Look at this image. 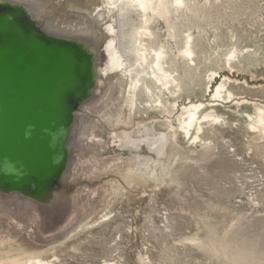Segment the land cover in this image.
Returning a JSON list of instances; mask_svg holds the SVG:
<instances>
[{
	"label": "rangeland",
	"instance_id": "rangeland-1",
	"mask_svg": "<svg viewBox=\"0 0 264 264\" xmlns=\"http://www.w3.org/2000/svg\"><path fill=\"white\" fill-rule=\"evenodd\" d=\"M169 7L170 15L156 11L146 23L140 9L123 6L118 33L129 63L137 65L132 81L147 78L148 63L141 60L146 47L151 59L163 52L176 58L165 65L179 81L177 101L166 96L176 109L170 118L175 138L164 140L162 155L146 146L155 131L167 132L162 123L168 116L145 105L142 83L137 110L131 108V86L120 120L104 133H89L101 149L80 177L83 214L94 204L101 209L47 250L33 253L26 239H15L2 225L0 245L6 238L10 247L30 252L20 258L33 254L50 264H264V127L258 124L264 109V0H186L177 12ZM146 25L153 35L145 36ZM189 46L195 52L190 61L184 58ZM221 84V96H213ZM154 92L163 97L159 86ZM191 101L203 102L199 115L207 116L201 130L193 126L188 134L182 112ZM100 132L122 148L110 147Z\"/></svg>",
	"mask_w": 264,
	"mask_h": 264
},
{
	"label": "water",
	"instance_id": "water-1",
	"mask_svg": "<svg viewBox=\"0 0 264 264\" xmlns=\"http://www.w3.org/2000/svg\"><path fill=\"white\" fill-rule=\"evenodd\" d=\"M44 18L28 2L0 0V192L59 223L69 203L54 194L81 146L69 140L77 108L105 88L103 48L51 32Z\"/></svg>",
	"mask_w": 264,
	"mask_h": 264
},
{
	"label": "bare ground",
	"instance_id": "bare-ground-1",
	"mask_svg": "<svg viewBox=\"0 0 264 264\" xmlns=\"http://www.w3.org/2000/svg\"><path fill=\"white\" fill-rule=\"evenodd\" d=\"M22 1L30 3V5L35 10H39L45 14L44 19L45 21L47 19V22L44 23V26L50 29L51 32L66 36L85 37L89 40L93 39L92 41L94 43L98 45L100 44V46L103 48L102 56L100 58V65L101 68L103 67L102 70L104 71L102 78L105 83V88L95 94L92 99L83 102L77 108V121L69 137V140L71 139L73 141L74 138V142L71 143L72 148L76 146L78 142V144L81 146L80 148L78 146L76 149V158L69 165L68 177H66V179L64 178L65 189L63 188V191L66 193V195L60 190V192L56 191L54 194L55 198L57 197L63 198L65 201L67 200L69 203V212L66 214L62 213L60 216L62 220L59 223H55L51 221V216L50 220H45L42 218L41 213H43L42 211L45 210L40 208V212V209L36 207L30 199L10 195L8 196L0 192V225L6 226V228L10 227L16 237L15 239H26L28 242V248H25L32 250V252H37L38 250H47V247H52L53 245L58 244L66 238L72 236L75 232H77V230L81 229L87 222H89L93 212H98L101 209L100 205L94 204L91 213H88L85 216L83 214V210L85 209L83 208V206H85V199L83 198L82 189L80 186V177L85 170L90 157L95 152H97L98 149H101L100 144L97 146V141H95L89 133L90 130L92 132V130L95 128L99 131L102 130L104 133L106 126L110 127L111 123L115 122V119H119L122 116L121 109L123 108V103L126 100V96L129 95L130 88H134L133 91L130 92V100L131 108H134L135 111L137 110L135 108L137 106V99L141 93L147 98V103H145V105L147 104V106L154 108L158 112L162 113L163 116H168L166 122L162 123L169 128L167 132L155 131L151 140H149L150 137H148L147 141L145 140L146 146L151 147L152 151H156L158 154L162 155L165 148L164 140L170 137L172 139L175 138V135L177 134V126H174V123L170 118L173 116L176 109L174 107V103L171 102V100L166 96L170 94L172 97H176L175 100L177 101V84L179 81L177 74L173 73V71L168 69V66L166 67L165 65L169 64L170 61L173 63V61H176V58H172L170 55H167L163 52L162 56L156 55L155 58L151 59L152 56H150L151 53L149 52L151 49L146 47L144 52H142L141 60H144L148 63L149 69L147 70V78H136L135 81H132V67L137 65L136 63L135 65L129 63L125 55V48L123 50L122 41L121 38H119L118 33L121 19H119V16H124V14H121L123 6L129 8L136 7L144 13V16H146V23H150V13L154 14L153 12L158 11V13L161 15L166 13L170 15L172 12L169 7L170 5L173 4L174 11L177 12V5L183 6L186 3V0H174L170 5L167 4V0ZM147 25L143 29V31H146V34L143 31L142 32L145 34V36L147 34L153 35L152 29ZM138 33L140 32L138 31ZM190 38H192L191 34ZM138 42L140 43V41ZM130 49L131 48L129 47V50ZM185 52L187 54L184 55L185 59L189 61L194 60L193 55L195 52L192 46L186 48ZM167 58H169L168 61H165ZM144 61H141L140 63H144ZM139 84L142 86V92L140 93H138ZM157 86H159L163 92V97L161 95L157 96L155 94L154 90ZM223 88L224 84H221L216 89V92L214 91L215 93L211 94H213V96H221ZM203 106V102L195 103L191 101L188 103V105L183 107L182 114L186 115V119L182 124V128L185 129L188 134L191 132L190 129L193 126H196L198 130L202 129L201 122L207 116L199 115V110ZM258 124L264 127V109L262 108H259ZM103 133L100 132V136L105 141H110V147H121L118 143L106 138ZM92 134H94V131ZM128 139H130V137ZM75 140L78 142L76 143ZM81 156H84V159L81 160ZM145 157L148 158L149 155H145ZM145 157L143 156L144 160L146 161ZM140 167L142 170H148L147 163L145 162H142ZM150 171L153 172L154 170ZM32 225L37 229H34ZM3 240L4 242L2 245H0V264H50L43 260V258L34 256L33 254L26 259L20 258L19 253L22 252L21 248L10 247V245L5 242L6 238ZM11 244L13 243L11 242ZM27 253L23 254L28 255ZM20 256H22V254Z\"/></svg>",
	"mask_w": 264,
	"mask_h": 264
}]
</instances>
